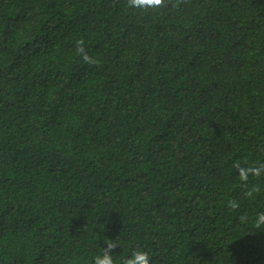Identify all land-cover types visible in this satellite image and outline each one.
<instances>
[{
    "label": "trees",
    "instance_id": "obj_1",
    "mask_svg": "<svg viewBox=\"0 0 264 264\" xmlns=\"http://www.w3.org/2000/svg\"><path fill=\"white\" fill-rule=\"evenodd\" d=\"M127 4L0 0V264H264V0Z\"/></svg>",
    "mask_w": 264,
    "mask_h": 264
},
{
    "label": "clouds",
    "instance_id": "obj_2",
    "mask_svg": "<svg viewBox=\"0 0 264 264\" xmlns=\"http://www.w3.org/2000/svg\"><path fill=\"white\" fill-rule=\"evenodd\" d=\"M166 0H128L127 7L137 11H161L165 7ZM86 60L87 56L84 57ZM234 167L239 169V178L241 181H247L249 174L255 177H264V164H260L256 161L254 164L247 167H243L240 164H235ZM256 192L255 188H252L246 193L247 196L252 197ZM228 206L231 209L238 207V202L230 200ZM257 226L264 225V213H258L255 218ZM111 241L107 242L108 249L115 247ZM121 264H152V257L144 248H137L131 252V256L120 257ZM92 264H116V257L112 252L102 250L101 253L96 254L92 259Z\"/></svg>",
    "mask_w": 264,
    "mask_h": 264
}]
</instances>
